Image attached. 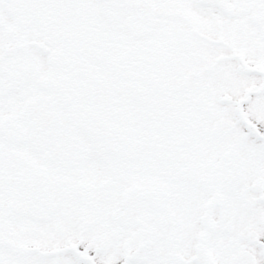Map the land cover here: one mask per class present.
I'll list each match as a JSON object with an SVG mask.
<instances>
[{
	"label": "snow or ice",
	"instance_id": "obj_1",
	"mask_svg": "<svg viewBox=\"0 0 264 264\" xmlns=\"http://www.w3.org/2000/svg\"><path fill=\"white\" fill-rule=\"evenodd\" d=\"M0 264H264V0H0Z\"/></svg>",
	"mask_w": 264,
	"mask_h": 264
}]
</instances>
